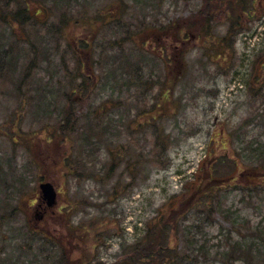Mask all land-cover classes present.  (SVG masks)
<instances>
[{"label": "rangeland", "instance_id": "rangeland-1", "mask_svg": "<svg viewBox=\"0 0 264 264\" xmlns=\"http://www.w3.org/2000/svg\"><path fill=\"white\" fill-rule=\"evenodd\" d=\"M58 1L32 0L36 9L44 7L40 18L52 15L54 23L61 15L59 9L63 16L72 17L62 37L43 29L49 39L45 44L53 47L54 55L52 61L38 62L33 85L48 86L46 99L55 100L51 114L45 115L31 102L22 113L19 129L14 125L18 102L10 92L12 85L0 90V264H58L64 251L70 264H125L131 245L143 236L152 219L167 220L195 184L209 186L217 179L220 188L214 199L221 210L213 215L202 208L189 211L183 223L192 226L191 234L180 244L191 256L181 264H231L219 254L227 247L228 235L253 244L254 264L257 258L264 261V0H256L254 6L250 0L246 6L236 4V9L241 7V30L228 36L227 42L221 39L228 29L224 19L211 27L212 35L220 40L215 43L223 44V50L211 49L212 41L202 39L194 29L184 35V44L172 50L167 46L163 51L148 37L149 32L126 44L134 58H141L135 43L147 35L141 76L153 70L154 76L170 75L178 82L172 94L174 105L162 102L165 90L159 85L147 90L141 86L140 97L139 86L127 87V77L115 71V61L111 62L120 60L121 53L114 48L102 51L113 37L114 26L106 36L104 30L94 35L91 55L82 51L79 70L74 50L78 38L88 40L92 28L86 21L76 23L75 18L97 16L105 13L106 6L117 5L145 20L147 30H154L153 24L176 27L182 17L191 16L199 23L195 13L206 0ZM54 2L61 7L55 8ZM67 5L73 6L70 13L63 10ZM0 30L5 33L3 43H11L14 34L8 24L0 25ZM30 40L37 42L34 36ZM26 43L18 40L22 47ZM79 71L91 77L83 93L72 91L70 83ZM68 99L76 116L81 115L80 107L83 113L91 110L102 115L101 127L94 120L101 134L97 148V144L83 148L81 133L67 138L60 133L50 135L56 114ZM143 106L146 114L136 116ZM155 114L160 117L158 128L147 123ZM106 126L108 131L102 128ZM157 131L163 139L166 134V152L155 147ZM119 148L127 149V159L139 156L143 160L139 172L131 173L126 160L112 169L110 151L115 150L117 157ZM91 173L97 176L89 177ZM207 173L210 177L204 181ZM44 181L59 190L52 207L41 198ZM121 187L125 191L120 194L113 189ZM176 242L173 238L171 244Z\"/></svg>", "mask_w": 264, "mask_h": 264}, {"label": "trees", "instance_id": "trees-1", "mask_svg": "<svg viewBox=\"0 0 264 264\" xmlns=\"http://www.w3.org/2000/svg\"><path fill=\"white\" fill-rule=\"evenodd\" d=\"M54 1L59 2L58 0ZM246 1L247 0H206L202 7L195 13L199 23L196 22L197 20L193 19L195 23L194 25L191 16L182 17L176 21V27L173 25L162 26L163 24H161L160 26H157L156 24H153L151 29L154 30H147V25L144 24L145 20L141 21V18H137L136 15H134V12L132 13L127 11L126 8H123V6H106L104 11L105 13L97 16L93 15L92 17L83 15L82 17L79 16L78 18H75L76 23L81 24L86 21L85 23L91 26L92 32L88 40L84 37L83 40H80L82 37L78 38L79 46H77L74 50V61L76 62L79 70H81L83 67V57L81 55L82 51H86L85 55H91L92 44L94 38L96 37H94V35H97L99 31L104 30V36H106V31L109 33L110 27L114 26L115 28L112 31L114 33L113 37L108 38L106 43L107 45H103L102 51H110L114 48L115 51L121 53V55L117 56L120 57V60L116 58L111 62L113 63L115 61V71H120L127 77V81H124V83L128 85L127 87L130 88L133 86H139L140 94H138V96L140 97L141 86L147 90L151 87L159 85L163 91L165 90L161 96V100L164 99L165 101L162 102H170L173 104L172 94L178 82H174L170 75H165L164 77L155 75V77L153 70L149 72L151 75L145 76V74L144 77L141 76V70L143 69L142 65L145 64V60H143L145 52L142 51L145 46V42H143V40L147 41L148 37H150L151 39L157 41L156 43L160 44L162 48H164V43L170 41L173 42V46L174 44L180 45V41L184 39V35H187V32L194 29L198 30L197 35H200V37L203 35L202 39H206L208 42L209 40L212 41L211 43L214 44V46L210 44L211 49H214V51L218 49L223 50L225 48L223 44L215 43V41L220 42V40L212 35L211 27L222 23L219 21L220 19H224L221 21L228 23L227 32L223 37H221L223 41H226L228 36L234 34L235 32L238 33L241 30V14H239L238 11H240L242 6H246V4H249L250 2V4L254 6L256 2V0H250V2L247 3ZM56 2H54L56 5L55 8L61 7L59 3ZM238 2L241 7L236 9V4ZM32 3V0H0V25L8 24L14 34L13 41L6 45L3 43L5 33L0 30V90L5 87L7 88L8 85H12L10 92H14L13 95L18 102V110L15 112L17 119H15L14 125L18 126L19 129H21L19 121L22 117V113L27 109L31 102L45 112V115L51 114L50 107L54 104L55 100L46 99L47 92L45 89L48 86L44 84L33 85V77L36 75L40 65L38 62L43 60L52 61V57L54 55V51H51L53 47L51 48L45 44V41L47 42L49 39H45L46 35L43 34V29L46 27L48 29L47 31L51 34L56 33L62 37L66 33V26L71 22L69 20L72 19V17H69L68 15L63 16L64 13H62L61 9H59L58 11L61 15L57 17L58 13H54V17H57V20L52 23L50 21V17L52 15L46 20L40 18V10L44 7L41 6L36 9ZM9 8L11 10L9 12H5V10ZM113 8H116V10ZM71 9H73V6L67 5L63 10L70 13ZM122 16L126 18V21L122 20ZM102 17H105L106 20L101 21ZM145 18H147L146 15ZM177 22L180 25H178ZM119 27H121V29ZM49 32L47 33L50 35ZM145 32H149L148 37L145 35L146 38L142 39L141 42H136V48H134L140 51L138 55H140L141 58H134L132 51L127 49L126 44L133 42L136 38H141V35H144ZM117 34L119 35L117 36ZM32 36L36 37L37 42L30 40ZM18 40L25 41V43L27 42L26 46H20L18 44ZM14 42H16L17 45H15ZM262 65L264 66V64ZM167 70L171 72V70ZM65 73L68 74L69 69H66ZM104 75L108 76L109 72L104 73ZM79 79H81L80 82H78ZM90 79L91 77L86 76L79 71V73L76 74V79L70 78L72 91H80L83 93L85 87L87 86L86 82L90 81ZM161 93L162 92H160V95ZM65 95L67 94L65 93ZM68 98H71V96ZM156 99H158V96H156ZM156 103L157 105L159 104L157 101ZM159 107H161L160 104ZM154 109L155 108H152L151 111ZM75 110L76 109L72 106V102L68 99V102L64 103L61 111L57 112L55 130L53 133H50V135L53 136L54 134L55 136L56 133H60L67 138L68 135L72 136V134L81 133L80 139H82L83 148L92 147L94 144H97V148L98 143L100 142L99 138L101 134L100 131L97 130V127H95L94 120L97 121L96 126L98 125V127H101L99 126V120L102 115L96 112L93 113L91 110L83 113L85 111L82 107H80L81 115L76 116ZM146 110L147 108H144V106L141 107V110L138 111L136 116L145 115ZM152 113L153 112H151V114ZM150 118L152 119L151 121ZM150 118L147 123H149V125L154 124L155 127L158 128L156 121L159 120L160 117L155 114L150 116ZM112 120L113 119L107 122L112 124ZM153 120L155 123H153ZM139 124L140 123L137 125ZM102 128H104V131H108L109 127L106 126ZM160 132L161 131H157L155 135V147L157 148L159 146L163 153V151H167L168 145L164 140L166 134L164 133L165 136L163 139L161 136L162 133ZM114 152L115 150L110 151L111 155H113V157H111L110 164L112 169L123 160H126L128 169L131 173L139 172L143 167L144 162L139 156L134 158V160H129L125 157L127 154L126 148H119L117 157L116 154L114 155ZM93 153L94 152H89L88 154ZM71 169L72 171H75L78 168ZM110 173L111 169L108 171V174ZM94 174L95 173L89 174V177H96L97 175ZM134 175L135 174H133L132 177H134ZM209 177L210 175L207 173L204 181L207 178L209 179ZM218 180L219 179H217V181L212 180L215 182H212L209 186H205L206 184L202 183L195 184L196 187H192L191 195L183 200L179 206L174 208L168 214L167 220H164V218H159L158 220L152 219L149 224H147V228L143 236L137 238L135 243L131 245L130 255L126 258L127 261L125 264H137V262H141V264H181L186 257H190L191 254L188 253L187 248L185 247L182 249L180 243L182 242V238L185 239L186 236L191 234L189 233V228L192 226L184 225L183 222L188 220V213L193 208H202L207 211L209 215H213L221 210V204L216 202L214 199V195L216 196V193L220 188V186H218ZM194 183H196V181H194ZM113 189L118 194H120L119 191L121 193L125 191V187ZM173 238L177 240L175 245L171 244ZM226 243L227 247H224L219 253L225 263L234 264L236 261L241 260L243 264H254L257 253L253 244L247 245L244 241L234 239L232 235H228ZM253 253H255V256L250 257ZM52 257V255H49L48 258L49 260L52 259L54 261V258ZM62 258L60 256L58 257V264H70L65 251L63 252ZM92 263H95L93 259ZM256 264H264V261L257 258Z\"/></svg>", "mask_w": 264, "mask_h": 264}, {"label": "water", "instance_id": "water-1", "mask_svg": "<svg viewBox=\"0 0 264 264\" xmlns=\"http://www.w3.org/2000/svg\"><path fill=\"white\" fill-rule=\"evenodd\" d=\"M41 198L45 199L50 206L56 204L57 191L51 181H45L40 184Z\"/></svg>", "mask_w": 264, "mask_h": 264}, {"label": "flooded vegetation", "instance_id": "flooded-vegetation-1", "mask_svg": "<svg viewBox=\"0 0 264 264\" xmlns=\"http://www.w3.org/2000/svg\"><path fill=\"white\" fill-rule=\"evenodd\" d=\"M80 40H83V38H80ZM184 39L183 40H181L180 41V44H184ZM164 45V48H167V46H170V49L172 50L173 48H177L179 45L178 44H174V46H173V42L172 41H170V42H166V43H164L163 44ZM166 46V47H165ZM162 50H164L163 48H162ZM43 201V200H42Z\"/></svg>", "mask_w": 264, "mask_h": 264}]
</instances>
